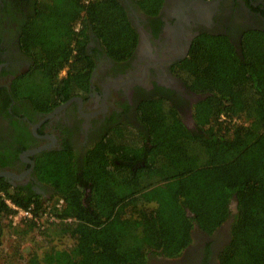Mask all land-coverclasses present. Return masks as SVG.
Here are the masks:
<instances>
[{"label":"trees","instance_id":"1","mask_svg":"<svg viewBox=\"0 0 264 264\" xmlns=\"http://www.w3.org/2000/svg\"><path fill=\"white\" fill-rule=\"evenodd\" d=\"M26 1L16 0L14 6ZM131 1L157 14L164 0ZM32 9L23 13L20 37L32 65L15 79L12 92L38 111L88 92L94 68L87 53L91 33L116 60L134 52L138 36L118 0H36ZM221 40L197 39L184 67L187 85L209 94L193 108L197 130H188L173 107L142 106L146 144L152 148L145 166L129 171L113 162L128 150L120 134L118 144L106 140L89 152L83 184L61 155H47L48 163L40 164L41 180L66 202L61 216L73 219L51 229L60 237H78L68 250H51L53 264H150L151 255L177 258L191 244L195 226L211 234L229 220L233 201L232 240L221 264H264V35L247 34L241 52ZM244 120L248 123L240 124ZM0 182L8 192L9 185ZM10 197L25 208L42 202L16 192ZM8 214L0 199V217ZM26 264L42 261L34 255Z\"/></svg>","mask_w":264,"mask_h":264},{"label":"flooded vegetation","instance_id":"2","mask_svg":"<svg viewBox=\"0 0 264 264\" xmlns=\"http://www.w3.org/2000/svg\"><path fill=\"white\" fill-rule=\"evenodd\" d=\"M118 1L138 36L133 54L116 60L91 33L87 53L94 68L88 92H78L43 112L12 92L15 79L32 65L21 49L20 37L26 20L23 13L31 14L36 0H27L21 8L14 6L16 0H0V174L9 173L0 181L11 192L53 200L59 196L55 187L41 180L40 164L48 163L47 155L63 156L83 184L89 152L111 139L118 144L120 135L128 150L119 152L113 162L129 171L145 166L152 148L146 144L149 133L142 106L173 107L188 130L198 129L193 108L209 94L191 89L183 77L196 40L221 38L241 52L247 34L264 35V0H188L196 12L189 24L177 17L181 0H164L157 14L144 12L131 0ZM136 146L140 149L133 151ZM235 214L231 207L229 220L211 234L195 226L191 244L179 257L155 256L149 263L221 264L220 256L232 240Z\"/></svg>","mask_w":264,"mask_h":264},{"label":"rangeland","instance_id":"3","mask_svg":"<svg viewBox=\"0 0 264 264\" xmlns=\"http://www.w3.org/2000/svg\"><path fill=\"white\" fill-rule=\"evenodd\" d=\"M53 24L57 26L58 23L54 21ZM66 72L67 70L61 75L64 76ZM247 123L245 120L240 121V124ZM0 224L4 229L0 234V264H26L27 260L34 255L40 258L42 264H53L48 256L51 250L53 248L58 251L68 250L76 244L78 238L75 239L69 235L60 237L51 228L49 232L43 234L30 226L14 229L3 216L0 217ZM153 258L156 257L154 255L149 257L151 260Z\"/></svg>","mask_w":264,"mask_h":264},{"label":"built area","instance_id":"4","mask_svg":"<svg viewBox=\"0 0 264 264\" xmlns=\"http://www.w3.org/2000/svg\"><path fill=\"white\" fill-rule=\"evenodd\" d=\"M92 0H85L88 4ZM80 25L77 26L79 30ZM13 192H7L0 188V199L8 206L9 214L5 217L11 228L33 227L39 233H46L54 226L64 223H72V218H63L66 202L62 196H56L53 200H42L40 206L35 202L28 207L17 205L10 195Z\"/></svg>","mask_w":264,"mask_h":264},{"label":"water","instance_id":"5","mask_svg":"<svg viewBox=\"0 0 264 264\" xmlns=\"http://www.w3.org/2000/svg\"><path fill=\"white\" fill-rule=\"evenodd\" d=\"M187 1L188 0H181L179 2L180 9H179V14L177 17L181 18L182 20H184L185 23L189 24V22L193 19V17H195L196 12H195V10L191 9V6L187 5ZM7 175H9V173L0 174V176H7ZM231 207L237 213V202L231 204Z\"/></svg>","mask_w":264,"mask_h":264},{"label":"crops","instance_id":"6","mask_svg":"<svg viewBox=\"0 0 264 264\" xmlns=\"http://www.w3.org/2000/svg\"><path fill=\"white\" fill-rule=\"evenodd\" d=\"M3 231H4V229H3V225L0 224V234H1Z\"/></svg>","mask_w":264,"mask_h":264}]
</instances>
